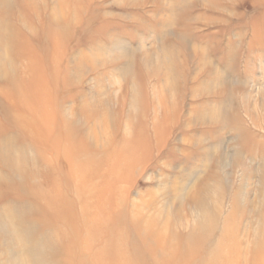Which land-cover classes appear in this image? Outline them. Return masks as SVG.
Masks as SVG:
<instances>
[{
    "label": "rangeland",
    "instance_id": "obj_1",
    "mask_svg": "<svg viewBox=\"0 0 264 264\" xmlns=\"http://www.w3.org/2000/svg\"><path fill=\"white\" fill-rule=\"evenodd\" d=\"M1 21L0 264H206L227 219L220 262L259 264L264 0H0Z\"/></svg>",
    "mask_w": 264,
    "mask_h": 264
},
{
    "label": "bare ground",
    "instance_id": "obj_2",
    "mask_svg": "<svg viewBox=\"0 0 264 264\" xmlns=\"http://www.w3.org/2000/svg\"><path fill=\"white\" fill-rule=\"evenodd\" d=\"M4 30H5V23H4V21L2 22H0V48H4V45L7 43L6 42V40H4L5 39V36H4ZM203 84V83H202ZM207 88V87H206ZM207 105V104H206ZM209 107V106H208ZM205 108V107H204ZM207 110V109H206ZM195 112V111H194ZM192 113V115H191V117H193V116H195V114H196V112L195 113ZM207 112V111H206ZM214 112V111H213ZM216 113H217V110L215 111ZM202 113V112H201ZM215 113V114H216ZM218 114V113H217ZM216 114V115H217ZM212 115V114H211ZM196 116L198 117V118H200V119H198V120H200V122L202 121L201 119V117L203 116V114L202 115H200V110H199V113H197L196 114ZM197 117H196V119H197ZM215 117V119H216V116H214ZM191 119V118H190ZM204 119H205V117H204ZM214 119V118H213ZM198 120H197V122H198ZM206 120V119H205ZM224 120V119H223ZM204 121V120H203ZM194 122H195V120H194ZM206 122V121H205ZM223 122V121H222ZM188 123H190V122H188ZM192 123H193V121H192ZM209 123H210V121H209ZM224 123H225V121H224ZM197 124V123H196ZM214 124V123H213ZM222 124V123H221ZM186 126H187V124H186ZM194 139V138H193ZM199 139V138H198ZM197 139V140H198ZM183 140V139H182ZM201 140V139H200ZM184 141H185V139H184ZM189 141V140H188ZM195 141V140H194ZM196 142H198V141H196ZM194 143V142H193ZM192 144V143H191ZM196 145V144H195ZM191 146H193V145H191ZM197 146V145H196ZM197 202V201H196ZM229 223V220L227 219L226 220V225H225V228H224V236H222V238H223V240L225 241V244H226V248L228 247V248H230L229 246L230 245H232V243H231V239L232 238H234V233H233V231H231V227L229 226V225H227ZM264 229V228H263ZM259 238H257L256 240H254V245L256 246L257 245V247L255 248V254L257 255L258 254V256L259 255H261V258H259V264H264V231L263 230H261L260 232H259ZM226 248H225V250H223V246H222V244L220 243L216 248H215V250H213L212 249V252L211 253H209L208 254V260H207V262H206V264H226V263H223V262H220L222 259H228V254L226 253ZM234 248V247H233ZM212 261V263H210ZM234 264H235V260H234Z\"/></svg>",
    "mask_w": 264,
    "mask_h": 264
}]
</instances>
